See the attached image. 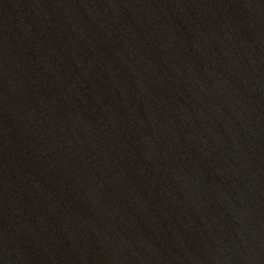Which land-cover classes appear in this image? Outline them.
I'll use <instances>...</instances> for the list:
<instances>
[{
	"label": "water",
	"instance_id": "water-1",
	"mask_svg": "<svg viewBox=\"0 0 264 264\" xmlns=\"http://www.w3.org/2000/svg\"><path fill=\"white\" fill-rule=\"evenodd\" d=\"M114 0H0V264H75Z\"/></svg>",
	"mask_w": 264,
	"mask_h": 264
}]
</instances>
